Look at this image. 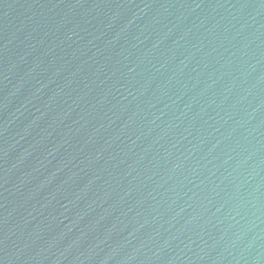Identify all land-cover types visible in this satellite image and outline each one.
Segmentation results:
<instances>
[{
    "label": "water",
    "instance_id": "1",
    "mask_svg": "<svg viewBox=\"0 0 264 264\" xmlns=\"http://www.w3.org/2000/svg\"><path fill=\"white\" fill-rule=\"evenodd\" d=\"M0 264H264V0H0Z\"/></svg>",
    "mask_w": 264,
    "mask_h": 264
}]
</instances>
